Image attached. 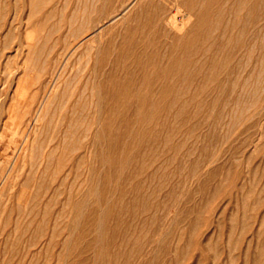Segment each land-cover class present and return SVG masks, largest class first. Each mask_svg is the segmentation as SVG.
<instances>
[{"label":"rangeland","instance_id":"rangeland-1","mask_svg":"<svg viewBox=\"0 0 264 264\" xmlns=\"http://www.w3.org/2000/svg\"><path fill=\"white\" fill-rule=\"evenodd\" d=\"M0 264H264V0H0Z\"/></svg>","mask_w":264,"mask_h":264},{"label":"bare ground","instance_id":"bare-ground-1","mask_svg":"<svg viewBox=\"0 0 264 264\" xmlns=\"http://www.w3.org/2000/svg\"><path fill=\"white\" fill-rule=\"evenodd\" d=\"M40 113V112H39ZM26 148V147H25ZM24 149V148H23ZM14 188V187H13Z\"/></svg>","mask_w":264,"mask_h":264}]
</instances>
